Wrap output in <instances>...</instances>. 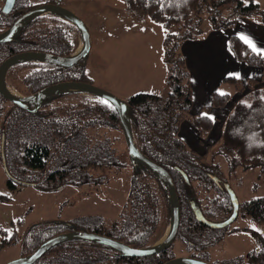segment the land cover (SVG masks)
Listing matches in <instances>:
<instances>
[{"label": "trees", "instance_id": "trees-1", "mask_svg": "<svg viewBox=\"0 0 264 264\" xmlns=\"http://www.w3.org/2000/svg\"><path fill=\"white\" fill-rule=\"evenodd\" d=\"M32 1L16 0L9 13H0V34L28 11L58 2L46 0L37 4ZM121 1L130 12L163 25L169 32L163 52L169 71L166 79L168 92L162 96L141 93L122 101L129 108L138 149L166 169L174 181L181 205L177 239L190 247L193 255L189 257L210 264H264V238L256 233L258 250L229 261L214 260L211 250L222 245L228 227L209 228L198 219L204 217L214 223H224L231 217L234 207L228 191L230 187L211 174L207 156L213 161L217 155L225 154L232 171L239 168L245 172L260 170L264 177V87L255 89L264 83V76L260 81L226 80L239 93L246 89L252 92L235 104L226 119L218 142L221 145L219 150H214V145L208 153L199 154L190 150L179 136L181 125L188 121L204 143L214 128L210 112L214 108H224L232 101V95L216 92L209 106L203 107L198 114L192 112L193 91L186 60L181 54L183 44L202 40L213 31L232 28L236 20L224 17L227 10L231 15L243 18L258 15L264 25V11H260L259 0ZM172 28L177 32L172 33ZM76 33L79 34L78 29L58 14L37 17L25 25L12 42L0 44V65L8 57L27 51L72 56L76 50L73 43ZM230 48L239 62L264 69V56L239 38L230 39ZM16 68L30 71L26 78L34 81L31 82L34 84L31 85L33 93L62 82L91 84L85 60L71 68L29 61L10 71ZM79 95V92L54 95L46 99L36 113L15 107L7 113L2 125L4 138L1 134V139L4 140L2 160L4 155L10 175L7 182L10 193L15 194L25 186L54 192L80 171L82 175L78 174V179L83 183H103V180L98 181L86 174L88 167L123 168L112 151V139L92 147L87 138L89 129L95 128L98 132L100 129H111L116 133L120 130L124 136L117 111L106 103H93L86 98L79 104L61 103V99L73 96L74 100ZM76 105L78 110L73 108ZM2 116L0 107V119ZM114 139L118 141V137ZM130 166L132 174L127 204L119 219L109 227L105 226L101 215L69 223L43 221L29 227L22 236L15 231L11 238L3 241L2 247L21 243L22 256L28 257L46 241L74 231L105 235L136 249L152 247L172 221L169 188L148 166L131 160ZM217 187L224 191V195L218 194L208 202L212 188ZM10 198L0 194V203L8 202ZM209 204L215 213L211 212ZM240 210L253 221L264 224V197L240 203ZM171 249L147 258H129L97 242L73 239L56 246L35 264H164L176 258L170 255Z\"/></svg>", "mask_w": 264, "mask_h": 264}, {"label": "rangeland", "instance_id": "rangeland-1", "mask_svg": "<svg viewBox=\"0 0 264 264\" xmlns=\"http://www.w3.org/2000/svg\"><path fill=\"white\" fill-rule=\"evenodd\" d=\"M5 1L0 0V13L4 12ZM45 1L34 0L32 2L41 4ZM259 5L260 11H264V0H259ZM61 6L82 19L90 31L92 48L85 64L86 74L92 85L112 93L121 100H127L141 93L151 94V89L145 88L146 83L144 84V82L148 80L146 76L156 74L157 71L158 74L160 72L158 65L161 63V57L163 58L164 40L169 34L163 25L135 15L127 9L121 0H63ZM224 17L231 18V21L243 18L231 15L228 10L224 13ZM247 19L260 21L258 15ZM207 25L204 26L205 29ZM171 32L176 33L177 30L172 28ZM73 43L76 47L75 53L83 47L82 39L78 33L74 35ZM106 50L118 58L116 62L118 61L119 65L112 70V74L105 71L108 67V61L105 58ZM125 58H127L128 66L124 69L122 63ZM164 66L167 71L165 62ZM29 72L28 69L16 68L7 73L5 84L8 89L19 96L33 94L31 85L34 84L31 82L34 83V81L26 78ZM168 73L169 71H167V75ZM151 82L154 83L152 79ZM260 87H264V83L257 85L255 89ZM235 91L233 95L235 94L236 100L232 99L228 105L231 102L236 104L252 92L251 89H246L241 93L236 89ZM156 92L158 93L153 95L160 94V91ZM167 92L166 86L163 95ZM79 93L81 95L74 97V100L73 96H68L61 99V103L79 104L83 98L93 103L103 102L87 92L80 91ZM0 107L3 115L0 119L1 140L3 120L7 113L12 111L13 106L0 100ZM73 108L78 110L77 105ZM115 137H118V141L114 139ZM87 138L92 147L109 138L112 139V151L115 152V157L123 166V168L113 169L88 167L86 174L92 175L98 181L103 180V183H83L78 179V174L82 175L80 171L69 177L57 191H44L34 186H25L13 194L9 191L8 175L3 168V160L0 156V194L11 197L10 201L0 203V264H6L22 257L21 243L2 247L3 241L11 238L15 231H17V235L22 236L29 227L42 221L69 223L76 219L101 215L104 218L105 226L109 227L119 219L128 201L132 174L124 136L120 130L118 133L111 129H100L98 132L95 128L89 129ZM220 148L221 145L218 143L214 150ZM210 157L207 156L206 161L210 166L211 174L216 175L223 185H228L235 192L241 204L254 198L264 197V177L260 170L245 172L239 168L234 172L231 170L230 161L225 154L217 155L213 161ZM218 194L224 195V191L218 187L212 188L208 202ZM209 206L211 212H214L211 204ZM168 230L169 228L164 231L165 233L154 245H159L165 239ZM227 233L222 245L211 250L214 260L229 261L246 257L258 250L259 243L254 233L264 238V224L253 221L240 210L238 219L228 227ZM170 255L176 258L189 257L193 255V252L190 251L189 246L177 239L170 250Z\"/></svg>", "mask_w": 264, "mask_h": 264}, {"label": "water", "instance_id": "water-1", "mask_svg": "<svg viewBox=\"0 0 264 264\" xmlns=\"http://www.w3.org/2000/svg\"><path fill=\"white\" fill-rule=\"evenodd\" d=\"M62 1L63 0H58L56 4L41 5L23 14L14 22V24L6 32L0 34V44L12 42L14 38L22 30V28L32 20L36 19L37 17L43 16L45 14L55 13L60 15L64 20L73 24L78 29L80 37L83 42V47L74 55L69 57H60L53 54L38 52V51H27L8 57L0 65V96L3 97L5 100L9 101L10 103H12L13 105L23 110L30 111L32 113H36L38 109L41 108L42 103L46 99L51 98L54 95L65 94L69 92H80V91L87 92L92 96L101 99L106 104L112 106L118 113L131 162L140 163L148 166L157 176L162 178L166 183V185L168 186L170 193L169 198L173 209V217L165 239L159 245H154L150 248L136 249L128 246L125 243L109 238L105 235L89 233L85 231H74L59 235L57 237H54L46 241L31 256L28 257L22 256L6 264H35L42 257L48 254L51 250H53L56 246L73 239H83L87 241L97 242L98 244L107 246L117 251L121 255L129 258H147L161 254L172 248L177 240L180 222H181L180 200L177 194L174 181L170 173L162 166L158 165L157 163L149 159L138 149L134 140L132 126L129 117V108L127 107V105L112 93L100 89L90 83L62 82L59 84L46 87L27 97H21L16 95L10 89H8L5 84V78L7 73L13 67L22 63H26L29 61H39L43 63L60 66L63 68H71L88 58L92 48L90 31L82 19H80L77 15H75L71 11L61 6ZM15 2L16 0H11V2L10 0H6L4 12L9 13L13 9ZM31 106H36V108L30 110ZM5 161L6 160L3 155L4 169L8 174ZM228 191L232 196V202L234 206L231 217L224 223H214L205 219L204 217H198L201 223L208 226L209 228L220 229V228L229 227L238 219L240 213V201L232 189L229 188ZM164 264H210V263L191 257H178Z\"/></svg>", "mask_w": 264, "mask_h": 264}, {"label": "crops", "instance_id": "crops-1", "mask_svg": "<svg viewBox=\"0 0 264 264\" xmlns=\"http://www.w3.org/2000/svg\"><path fill=\"white\" fill-rule=\"evenodd\" d=\"M258 20V19H257ZM239 38L253 51L264 56V26L260 21H253L247 18H239L236 24L229 29L213 31L204 39L199 41H189L183 44L181 54L186 60L193 91L192 112L198 114L203 107H207L212 102L214 93L232 95L233 101L235 87L226 83L228 78H237L243 81L248 79L262 80L264 69L258 66L248 65L239 62L230 48V39ZM249 41L251 43H249ZM163 45V44H162ZM253 45L255 48H253ZM162 51V46H161ZM105 58L108 61L106 72L112 74V70L119 65L116 62L117 56L106 50ZM164 53L161 63L158 65L156 74L146 76L144 87L151 89V94L163 95L166 91L167 71L164 66ZM144 60H147L144 58ZM127 58L123 59L122 68H126ZM158 79H156V77ZM151 79L154 83L151 82ZM157 89V90H155ZM154 91V92H153ZM235 107V103L224 108H214L210 112V117L214 120V128L204 143H201L199 134L192 123L185 121L180 128L179 136L190 150L199 154L209 152L211 146L216 145L222 135L224 123ZM43 222V221H42ZM35 225V224H34Z\"/></svg>", "mask_w": 264, "mask_h": 264}, {"label": "flooded vegetation", "instance_id": "flooded-vegetation-1", "mask_svg": "<svg viewBox=\"0 0 264 264\" xmlns=\"http://www.w3.org/2000/svg\"><path fill=\"white\" fill-rule=\"evenodd\" d=\"M8 88V87H7ZM14 93V92H13ZM16 94V93H15ZM34 94V93H33ZM17 95V94H16ZM32 95V94H31ZM19 96V95H18ZM28 96H30V95H28ZM21 97H27V96H21ZM1 98L3 99V101H6V102H8V103H10L9 101H7V100H5L3 97H1L0 96V100H1ZM13 107H15V108H18V109H20V110H23V109H21V108H19V107H17V106H15V105H13L12 103H10ZM36 108V106H31L30 107V110H33V109H35ZM23 111H26V110H23ZM26 112H29L30 113V111H26ZM32 113V112H31ZM3 134V138H4V133H2ZM0 144H1V158H2V152H3V139H1L0 140ZM3 168H4V166H3ZM9 174V173H8ZM7 174V175H8ZM9 178H10V175H8V180H9Z\"/></svg>", "mask_w": 264, "mask_h": 264}, {"label": "snow or ice", "instance_id": "snow-or-ice-1", "mask_svg": "<svg viewBox=\"0 0 264 264\" xmlns=\"http://www.w3.org/2000/svg\"><path fill=\"white\" fill-rule=\"evenodd\" d=\"M10 2H11V0H10ZM249 43H251L250 41H249ZM253 48H255V46L253 45Z\"/></svg>", "mask_w": 264, "mask_h": 264}]
</instances>
